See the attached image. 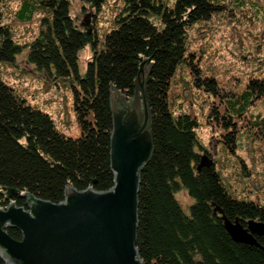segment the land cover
<instances>
[{"label": "trees", "instance_id": "1", "mask_svg": "<svg viewBox=\"0 0 264 264\" xmlns=\"http://www.w3.org/2000/svg\"><path fill=\"white\" fill-rule=\"evenodd\" d=\"M4 1L0 0V207L11 202L25 206L21 196L7 197L13 189L59 203L67 186L79 191L111 188L109 89L114 86L131 97L139 66L149 59L154 151L138 191L136 247L142 264H264V234H254L256 244H249L234 240L226 228L235 221L245 228L250 222L264 225V204L236 195L222 168L225 160L234 158V171L251 179L248 155L254 152L252 167L257 163L254 150L264 155V113H254L252 107L264 104V73L249 76L237 90H226L217 77L201 71L195 52L188 49L187 34L196 23L225 11L226 5L244 20L241 11L257 10V1L122 0L113 26L100 32L90 21L85 26L76 23L71 0H17L14 16L19 22L41 15L37 35L25 43L18 42L3 22ZM80 1L100 11L107 0ZM262 8L259 18L264 16ZM85 47L91 57L81 70L79 52ZM24 51L26 62L38 71L69 82L78 137L59 131L51 115L28 103L2 77L1 67L14 65ZM179 67H187L194 86L211 93L206 121L220 130V164L200 142L196 117L177 111L172 82ZM203 156L208 164H201ZM182 190L191 199L186 208L176 198ZM6 230L12 238H21L17 229ZM0 264H5L1 257Z\"/></svg>", "mask_w": 264, "mask_h": 264}, {"label": "water", "instance_id": "2", "mask_svg": "<svg viewBox=\"0 0 264 264\" xmlns=\"http://www.w3.org/2000/svg\"><path fill=\"white\" fill-rule=\"evenodd\" d=\"M88 23L87 14L82 25ZM150 71V60H144L131 97L110 86L111 188L79 191L67 186L59 203L15 189L6 193L24 198L25 206L11 202L0 207V257L5 264H142L136 247L138 191L154 151ZM208 163L203 156L201 164ZM7 227L17 229L21 238H12ZM226 228L234 240L249 244H256L254 234H264V225L252 222L245 228L235 221Z\"/></svg>", "mask_w": 264, "mask_h": 264}, {"label": "rangeland", "instance_id": "3", "mask_svg": "<svg viewBox=\"0 0 264 264\" xmlns=\"http://www.w3.org/2000/svg\"><path fill=\"white\" fill-rule=\"evenodd\" d=\"M256 1L260 8L255 11H241L246 16L244 20L238 18L230 5H226L225 11L188 29V49L195 52L201 71L217 77V81L226 90H237L246 83L249 76L257 77L264 73V16L258 17L261 16L259 12L264 1ZM19 2L5 0L1 8L2 17L3 22L11 26L15 39L25 43L37 35L41 15L38 13L28 22H19L14 16V12L19 8ZM121 6L122 0H107L100 11H95L80 0H71L70 12L80 26L88 14L90 23L97 26L101 32L113 26L114 17ZM242 16L241 14L240 17ZM90 57L89 47L79 52L81 70H84ZM25 59L26 51L16 56L14 65L1 67L2 77L11 83L16 93L28 103L51 115L59 131L67 136L78 137L80 127L73 109V92L69 82L38 71ZM172 85L175 87L172 98L179 107L177 111L187 112L196 117L199 122L196 132L200 142L208 150L213 151L217 164H220L222 151L219 144L220 130L213 129L206 121L213 99L211 93L200 90L191 83L187 67L177 68ZM260 106L264 107V104L257 102L252 106L256 109H251L254 113L260 111L264 113ZM243 144L245 145L246 141ZM254 151L256 153L254 161L257 162L255 167L251 166V156H254V152L247 158V163L253 170L251 179L246 178L243 173L240 175L237 170L234 171L232 166L238 165L234 158L228 162L225 160L222 168L225 176L233 183L236 195H246L264 204V155L258 154L262 152L260 149ZM176 198L184 208L191 203L190 197L183 190L176 194Z\"/></svg>", "mask_w": 264, "mask_h": 264}]
</instances>
